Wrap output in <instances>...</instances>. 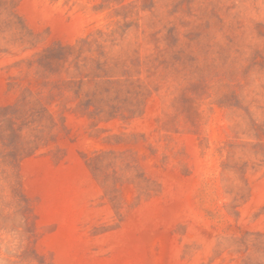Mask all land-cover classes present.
<instances>
[{"label":"rangeland","instance_id":"rangeland-1","mask_svg":"<svg viewBox=\"0 0 264 264\" xmlns=\"http://www.w3.org/2000/svg\"><path fill=\"white\" fill-rule=\"evenodd\" d=\"M0 264H264V0H0Z\"/></svg>","mask_w":264,"mask_h":264}]
</instances>
